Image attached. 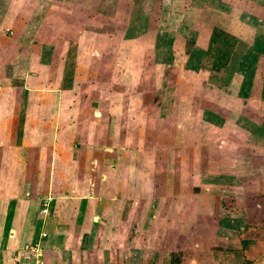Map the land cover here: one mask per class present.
<instances>
[{
    "label": "crops",
    "instance_id": "obj_1",
    "mask_svg": "<svg viewBox=\"0 0 264 264\" xmlns=\"http://www.w3.org/2000/svg\"><path fill=\"white\" fill-rule=\"evenodd\" d=\"M179 2L0 0V264H128L152 220L154 241L176 225L213 239L258 222L264 96L213 85L204 54L219 29L256 61L264 31L238 5ZM112 36L121 64L101 54ZM100 88L114 97L108 108ZM218 206L243 213L200 225ZM44 232L41 261L23 258Z\"/></svg>",
    "mask_w": 264,
    "mask_h": 264
},
{
    "label": "rangeland",
    "instance_id": "obj_2",
    "mask_svg": "<svg viewBox=\"0 0 264 264\" xmlns=\"http://www.w3.org/2000/svg\"><path fill=\"white\" fill-rule=\"evenodd\" d=\"M191 1L195 2V6L196 4L205 3V5L215 10L224 8L228 9L229 6L232 7V5H238L239 7L243 8V10H246L244 15L249 18L248 20L257 25L260 31H264V0H259L258 2H255L254 0H180L179 4L182 5L184 9H187L189 8V6H187L189 5L188 2L190 5L194 4L191 3ZM258 4H260V6ZM190 14L194 17L192 11ZM118 18H121V21H124L125 19V17L122 15L118 16ZM122 24L123 22H119L120 26H122ZM100 28L101 30H107V27L104 25H102ZM185 30L188 31L187 27L182 30V32L187 35ZM198 33L199 34L196 36V40L198 41L199 36H202L203 40L204 34L202 32ZM194 34L195 32L189 31L188 35L193 36ZM119 42L120 38L118 36H112L109 40V46L105 49L106 52H102L101 54L110 51L107 54L115 55L117 61L119 62L118 56H121L119 53V47L117 46ZM166 50L167 48L163 50V54H165ZM262 50L264 52V46L262 47ZM260 55L261 58L258 57V60L255 61L252 59L253 57L251 56L250 48L238 46V48L233 52L232 63L225 69H220L216 72L214 71L211 83L224 89L230 87L234 88L237 85L243 90L247 87H253L257 96H264V55ZM160 56L162 55L160 54ZM196 56L197 55H192L188 59L187 63L190 69L198 72V65L195 58ZM205 63L206 66H208L206 60ZM106 79L107 77L105 76L100 77L98 80L95 79V81L98 82L99 85L100 83H107L108 81ZM198 80L199 82H202V77H197L194 86L200 90L201 82L198 83ZM114 87L119 88L115 91L123 93L124 86L122 81L112 88ZM100 90L104 93V95L100 97V101H98L100 102V105H104L105 108L113 105L114 97L110 96L109 98L107 96L108 89L104 90L100 88ZM98 102L93 101V103ZM195 103L198 106L201 104V101L196 100ZM260 194L263 197V203L258 204V207L254 211L253 217L256 215L257 220L255 218L253 219L258 221L256 224H244V231L240 229L242 225L236 226L234 224L232 226V232H221L219 229L217 230L219 235L217 234L215 237L212 230L213 239H207V237L204 238V236L200 237L201 234L198 235V233L193 235V237H189V234H186L185 230L184 233L180 229L177 230L176 225L173 231L167 233L164 240L154 241V238L151 236V234L155 231L156 225L158 224L156 222L152 224L154 220L151 221V219H149L151 222L144 223L142 227L143 229H139V227L137 228L138 233L139 231L140 233L138 237L133 240V247H136L133 248L129 254V257H125L126 260H122V262L124 261L128 264H264V223H262L264 219V193ZM199 206L200 202H198V210ZM216 209L217 208L211 210L212 214L208 213L207 216L200 218V225H207L206 221H214L215 223L216 220L221 217V215L224 217L223 215L225 214L237 215L243 213L242 209L239 208L234 210L231 209L229 210V213H224L223 209H220L219 206L218 210ZM151 212L152 214H155V218L158 211L152 209ZM145 247L148 248L145 251L140 249H144ZM27 249H25L22 254L23 258L27 260L32 259L35 261V259L28 257ZM40 261L41 257H39L38 262Z\"/></svg>",
    "mask_w": 264,
    "mask_h": 264
},
{
    "label": "trees",
    "instance_id": "obj_3",
    "mask_svg": "<svg viewBox=\"0 0 264 264\" xmlns=\"http://www.w3.org/2000/svg\"><path fill=\"white\" fill-rule=\"evenodd\" d=\"M238 40L219 29H213L209 46L204 54L208 67L213 71L223 69L229 62L230 56L237 49Z\"/></svg>",
    "mask_w": 264,
    "mask_h": 264
},
{
    "label": "built area",
    "instance_id": "obj_4",
    "mask_svg": "<svg viewBox=\"0 0 264 264\" xmlns=\"http://www.w3.org/2000/svg\"><path fill=\"white\" fill-rule=\"evenodd\" d=\"M51 201H52V199L49 197L42 201V209H41L42 214L47 215L48 210H49L50 205H51ZM46 237H47V234L45 232L41 233L39 235V238L33 240L32 244L27 249L28 257L35 259V262H38L39 257H42L41 243H42V240L45 239Z\"/></svg>",
    "mask_w": 264,
    "mask_h": 264
}]
</instances>
